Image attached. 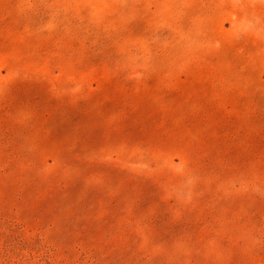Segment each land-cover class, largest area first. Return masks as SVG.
<instances>
[{
  "label": "rangeland",
  "instance_id": "1",
  "mask_svg": "<svg viewBox=\"0 0 264 264\" xmlns=\"http://www.w3.org/2000/svg\"><path fill=\"white\" fill-rule=\"evenodd\" d=\"M0 264H264V0H0Z\"/></svg>",
  "mask_w": 264,
  "mask_h": 264
}]
</instances>
